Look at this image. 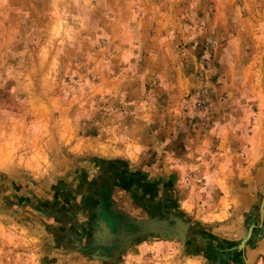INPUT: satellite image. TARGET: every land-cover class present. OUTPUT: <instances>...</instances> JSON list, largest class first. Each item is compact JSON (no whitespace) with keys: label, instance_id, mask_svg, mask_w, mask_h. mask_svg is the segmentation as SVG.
<instances>
[{"label":"rangeland","instance_id":"1","mask_svg":"<svg viewBox=\"0 0 264 264\" xmlns=\"http://www.w3.org/2000/svg\"><path fill=\"white\" fill-rule=\"evenodd\" d=\"M263 189L264 0H0V264H264Z\"/></svg>","mask_w":264,"mask_h":264},{"label":"bare ground","instance_id":"2","mask_svg":"<svg viewBox=\"0 0 264 264\" xmlns=\"http://www.w3.org/2000/svg\"><path fill=\"white\" fill-rule=\"evenodd\" d=\"M262 200H264V189H263V196H262V199H261V204H260V211H262V207H263V202ZM111 237V236H110Z\"/></svg>","mask_w":264,"mask_h":264},{"label":"water","instance_id":"3","mask_svg":"<svg viewBox=\"0 0 264 264\" xmlns=\"http://www.w3.org/2000/svg\"><path fill=\"white\" fill-rule=\"evenodd\" d=\"M262 202L264 203V200H262Z\"/></svg>","mask_w":264,"mask_h":264}]
</instances>
